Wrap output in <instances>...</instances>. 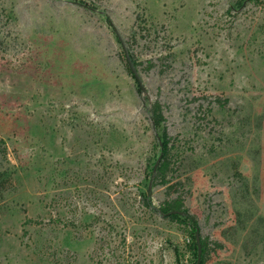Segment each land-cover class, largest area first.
I'll list each match as a JSON object with an SVG mask.
<instances>
[{"label": "rangeland", "instance_id": "rangeland-1", "mask_svg": "<svg viewBox=\"0 0 264 264\" xmlns=\"http://www.w3.org/2000/svg\"><path fill=\"white\" fill-rule=\"evenodd\" d=\"M0 172V264H264V0H0Z\"/></svg>", "mask_w": 264, "mask_h": 264}, {"label": "trees", "instance_id": "trees-1", "mask_svg": "<svg viewBox=\"0 0 264 264\" xmlns=\"http://www.w3.org/2000/svg\"><path fill=\"white\" fill-rule=\"evenodd\" d=\"M130 57L135 65L136 61L133 59L132 55H130ZM149 113H150V119L152 123L154 124V126L160 129V134H157V139H158V145L160 147V154H161V160L159 164L157 165L155 170L151 169L150 175L153 181L157 179L158 182L165 184V183H168L167 182L168 180L166 178V172H165L166 171L165 170V160H166V155H167V150H168L169 136H168L165 126L163 125L165 117H164L162 106L159 100H154L150 104ZM1 152L4 153V149H2ZM2 176H3V173L0 172V185L2 184L1 181L3 180ZM157 210L164 217L169 218L171 220H175L177 222H182L185 224L186 233L189 235L188 248L192 252L194 257H197V244H196L195 234L197 231H200V227L198 225L197 219L194 216H191L190 214H188L186 210L183 208L182 199L179 196H175L170 199H165L159 204ZM172 210H178V211L182 210V211H185V214L180 215L178 213L170 212ZM28 221H31V220L29 219ZM199 241H200V249H201L200 264H203L205 261L206 255L208 253L209 246H208L207 239L203 238L200 235V232H199Z\"/></svg>", "mask_w": 264, "mask_h": 264}, {"label": "water", "instance_id": "water-1", "mask_svg": "<svg viewBox=\"0 0 264 264\" xmlns=\"http://www.w3.org/2000/svg\"><path fill=\"white\" fill-rule=\"evenodd\" d=\"M121 44H122V49H123V52H124V56L126 58V62L128 64V67L130 69V71L132 72V74L134 75L135 79L137 80V82L141 85V80H140V77H139V74H138V71L129 55V52L127 50V47L124 43V41L121 40ZM161 160V154L158 156V158L156 159L155 163H154V166H153V170L156 169L157 165L159 164ZM170 212H173V213H178L180 215H184L185 212L184 211H178V210H172ZM195 237H196V244H197V257H196V264H200V253H201V249H200V241H199V231L196 232L195 234Z\"/></svg>", "mask_w": 264, "mask_h": 264}]
</instances>
